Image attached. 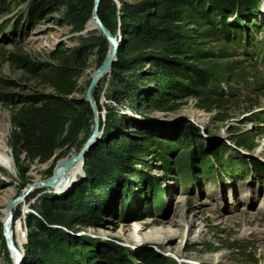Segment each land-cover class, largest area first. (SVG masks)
<instances>
[{"label":"rangeland","instance_id":"rangeland-1","mask_svg":"<svg viewBox=\"0 0 264 264\" xmlns=\"http://www.w3.org/2000/svg\"><path fill=\"white\" fill-rule=\"evenodd\" d=\"M34 1L40 10L39 20L28 18L25 23L21 19L14 27L0 29V137L8 143L15 163L13 172L0 166V264H14L1 217L5 202L14 198L18 202L9 213L12 244L22 255L21 264H110L104 257L108 251L114 257L125 258L123 264H143L140 258L145 251L153 252L167 264H264V176L254 171L237 173L232 178L222 173L216 177L201 174L193 187L187 189L186 179L191 175L184 167L188 156L194 164L200 162L202 154L196 155L199 146L206 160L211 158V153L219 155L221 148L224 159L233 158L237 164L242 160L259 161L264 165V51L257 53L256 62L253 60L254 49L264 48V32L245 30L250 57L241 53V38L233 41L224 38L217 17L184 3L176 11L173 27L180 49L165 52L162 58L178 66V73L155 72L149 59L151 54H156L150 49H145L139 57L137 62H142V66L133 74L129 70L118 74L112 70L115 59L93 83L90 96L96 112L100 113L96 144L103 146L100 150L96 148L101 156L111 160L109 176L119 180L114 189L88 188L89 197L84 206L77 204L79 195L75 190L82 183L95 180L84 170V162L79 165V173L66 175L59 185L45 182L52 172L56 173L57 162L73 157L74 152H77L74 156L79 154L91 130L92 112L83 98L91 75L107 55L109 46L93 23L92 13L81 11L79 23L61 15L67 3L71 10L80 11L77 0H46L44 4L40 0H0L7 5L0 13V21L16 15L19 8L23 9V3ZM112 1L118 9L119 3ZM258 1L257 16L264 26V0ZM117 9L114 19L119 25ZM112 36L120 42L123 39L120 33ZM62 57L77 58L84 66L71 97L84 102L89 114L74 141L55 156L49 175L48 163L29 161L22 155L16 162L9 144V116L13 108L34 100L32 96L51 93L28 64L40 67ZM232 73H247L245 81H237ZM193 76L198 78L197 86H203L205 80H201L206 77H218V81L211 83L215 92L207 90L206 82V88L198 89L197 97L179 90V83ZM131 88L143 93L132 101L140 100L142 107L126 99L121 103L113 100L118 93ZM152 97L158 100V108L149 106ZM120 113L126 117L122 126L114 122ZM240 139L251 146L250 151L237 143ZM195 156L199 158L194 162ZM144 175L159 182L151 186ZM63 195L65 198H59ZM50 199L56 204L64 200L66 210L79 218L67 225L47 224L42 208ZM172 211L178 224L176 229L168 225L174 232L170 238L141 234L155 219L129 235L131 220L146 215L168 218ZM38 220L65 234L45 239L40 244L41 250L39 245L30 251L28 229L35 230L36 238L49 237L47 227L46 231L36 226Z\"/></svg>","mask_w":264,"mask_h":264},{"label":"trees","instance_id":"trees-1","mask_svg":"<svg viewBox=\"0 0 264 264\" xmlns=\"http://www.w3.org/2000/svg\"><path fill=\"white\" fill-rule=\"evenodd\" d=\"M45 1L46 0H40L42 4H44L43 2ZM77 1L78 5H80V11H75V9L71 10L68 3L65 4V8L60 11L61 15L68 18L70 22L79 23L81 11H84L86 14L91 13L93 0ZM116 1L119 3L118 9L115 8V4L112 0H99L96 8V14L100 22L111 35H117L120 33L123 38L121 42L119 41L120 43L117 47L115 55L116 60L112 67V70H116L115 72H117V74L118 72L127 70L133 74L134 71L139 69L142 66V62H137V60L142 54H144L143 52L145 49H150L151 52L156 54H151L152 56L149 55L151 56L149 60L153 65L152 67L155 72L162 74L174 72L178 73V66H175L173 63L167 62L162 58H164L163 55H165V52H178L180 49L176 43L177 39H174L175 36L178 35L173 27L175 21L177 20V9L185 4L190 5L191 7L194 5L193 7L198 8V10L203 8V12L208 11V13H211V17H217V22L221 25V34L224 38L231 41L240 39L242 35L246 37V34H244L246 29L250 31H257L258 28H262L257 16L258 0ZM33 3H23V9L19 8L18 11H16V15H14L13 18H10L13 19L11 27H14L21 19L22 21L24 20L25 23H28V18H30V21L40 19L38 17L40 15V10L35 7L37 2L36 4L35 1ZM6 6L7 5L3 2H0V13L7 9ZM116 9L117 13H119L117 17L119 25L116 23L117 19H114V11ZM232 13L234 15H232ZM17 14H19V18ZM228 17H231L230 20H227ZM10 19L4 21V24L5 22L8 23ZM245 43L246 42L243 40V44ZM100 55H103V50H101ZM17 59L25 64L29 63L24 58ZM76 59L77 58L69 59L68 57H62L57 62L51 64L44 63L40 67H37L33 63L28 64V68L38 78L42 85L50 88L51 93L37 97L32 96V99L35 98L34 100L27 102L26 105L18 106L11 110L9 116L11 127L9 132V144L11 153L16 162L22 155L29 161H35L39 164L48 163L46 172L50 175L55 156L60 153L62 148L69 146L74 141L85 123L88 121L89 109L85 103L76 101L71 97V95L77 90V80L81 74L82 68L84 67L79 64ZM235 74L236 73H232V77H234ZM246 74L247 73L237 74L234 78L237 76V81L242 82L245 81ZM223 76L224 75L221 77ZM150 78L151 77L147 79ZM192 78L193 79H186L184 82L185 84L179 83V90L186 95L196 97L200 95V90H198L200 87L206 88L207 85L205 82L209 84V88L207 90L215 92L211 83L213 84V82L215 83L219 80L217 79L218 77L213 76L212 78H202L203 80L199 78V80L205 81L202 84L203 86H197L198 78H195L194 76ZM132 79L134 80V78ZM221 81L226 83L224 80ZM125 90L123 91L124 93H118L113 98L116 103H121V101H124L125 99L131 103L133 99L143 95L140 91L135 92L134 88L127 91ZM136 93H138L137 96ZM139 101L132 102L131 104L133 105L134 103L135 106L136 103L139 107H142L143 104H139ZM149 106L158 108V100L156 97L151 98ZM120 114L119 118L114 121L115 124H118V126L126 124L125 115H122V113ZM130 118L132 117L130 116ZM105 138L106 137H104V139ZM237 143L242 147H246L248 150L251 148V146L242 142L241 139L238 140ZM102 146V143H97L89 149L84 156V170L89 173V177H93L95 180L93 181L92 179L86 183H82L81 188L75 190V192L79 195L77 204H83L85 206V200L89 197L88 188L92 189L94 186L95 188L99 187L100 189H103L104 187H107V189L108 187H112V189H114V186H116L115 184L118 183L116 180L119 179H116V176L115 178L109 176L111 160H109L107 156H101L99 154V150ZM96 147H98L99 150ZM200 150L201 147L199 146L196 151V155L202 154L199 155L202 157L197 165L194 164L193 161H190L189 156V159H184V161L188 160L184 164V167H186L190 172L191 178L198 179L201 174L216 177L219 172H222L226 176V173L232 171L235 173H249L254 171L257 174H264V165L259 161L242 160L239 164H237L234 162L233 158H230L229 160L224 159V154L221 152L223 149L218 148V152L220 154L211 153L210 155L212 156L209 159V162V160H206L205 154ZM234 153L238 154L237 152ZM213 155H216L218 159ZM197 158L199 157H193L194 162ZM17 167L19 170H22L18 164ZM97 175H101V177ZM145 178L150 180L149 182L151 186H154L155 182L158 181L155 178L149 176L147 177V175ZM159 195L161 201H164L161 198V193H159ZM59 198H65V196L63 195ZM63 201L64 200L60 201L59 204H56L50 199V201L43 204L42 213L47 220V224L55 223L67 225L74 219L79 218L75 213L66 210L65 203ZM36 226L40 227V229L45 228V230L47 227L48 231L46 230V234L49 237H45V235L44 237L38 236V238H36L37 235L35 234V230L28 229L27 243L30 251H35L40 244L44 243L45 239H55L61 234H65L61 230L53 229V227L49 228L39 220L36 221ZM39 249L41 250V245ZM104 257L110 264H123L126 262V259L122 256L117 255V257H114L112 251H108L104 254ZM120 257L122 258L119 259ZM140 259L143 264H167L164 262L165 260L163 261L162 259L157 258L151 251H145ZM38 264H40V262H38Z\"/></svg>","mask_w":264,"mask_h":264},{"label":"bare ground","instance_id":"bare-ground-1","mask_svg":"<svg viewBox=\"0 0 264 264\" xmlns=\"http://www.w3.org/2000/svg\"><path fill=\"white\" fill-rule=\"evenodd\" d=\"M93 23L95 24V22L93 21ZM91 22V25L93 24ZM92 104L96 109V106L94 105V100L92 98ZM92 127V124L90 125V128ZM99 129L100 126L98 127V130L96 132V134L93 136V139L91 140V142L89 143V147L84 151V155L81 157L79 156H74L77 152H74L73 154H71V158L67 159L64 161H60L57 162L58 168L56 170V173H54V178H53V182L57 185H59L61 182H63L62 180L64 179V177L68 174H77L79 173V171L81 170L80 166L81 164H83L84 162V156L86 154V152H88V150L94 145L96 144L97 140L99 139ZM8 144V143H7ZM5 139L0 137V166H3L5 168H7L10 172H13L15 169L14 167V162H13V157L10 155V151H9V147L7 146ZM83 146V145H82ZM82 148V147H81ZM69 161L68 163L65 164V162ZM80 162V164H79ZM81 173V172H80ZM222 173V172H219ZM250 174L252 173L249 172ZM223 174V173H222ZM224 177H226L223 174ZM53 182H50L51 185ZM47 183V184H50ZM12 198V197H11ZM18 202V199H9L8 201L5 202V206L4 209L2 211V220L4 221L6 219V225H7V233H8V238L11 240L12 242V235H13V229L10 223V214L8 215V217H6V213L7 210L9 213H11V209L13 207V204ZM175 210V209H174ZM179 213V212H178ZM175 216V211L171 212V215L168 218H155L154 215L153 216H145L140 220H131L129 223L131 224V226H129V229H131V232L129 235H134V233H136V229L142 225H144L145 222H149L151 219H155V223L153 222L152 225L147 226L146 231H144L143 233H141L142 235H147L151 234L152 237L157 238V236H161L163 238H170L173 235V229L177 228V221L174 219ZM6 217V218H5ZM248 220H252L251 218ZM128 224V223H127ZM168 225H172V228H168ZM128 226V225H127ZM123 228V227H122ZM13 243V242H12ZM11 243V244H12ZM13 246V244H12ZM13 249L15 250V256H13V262L14 264H21V259H22V255L18 254V250H16L15 246H13ZM12 253V252H11ZM13 255V254H12Z\"/></svg>","mask_w":264,"mask_h":264},{"label":"water","instance_id":"water-1","mask_svg":"<svg viewBox=\"0 0 264 264\" xmlns=\"http://www.w3.org/2000/svg\"><path fill=\"white\" fill-rule=\"evenodd\" d=\"M98 1L99 0H93V6L91 9V13L94 16V21H95L97 30L100 32L101 35H103L107 39L109 48H108V52H107V55L105 56V58L102 60L100 65L93 71L91 78H90V81H89L88 86H87V90L85 92V97L83 98V100L86 101L88 108L92 112V127H91V130H90L88 136L86 137V140L83 143L82 148L80 149L79 154H77V156H79L81 158L84 155V151L89 147V143L93 139V136L96 134V132L98 130V118H99L100 113L96 112V109L91 102L92 100H91V96H90V89L93 86V83L96 81V79L101 74H103L108 69L109 65L115 60V51L119 45V38L113 37L107 31V29L103 26V24L100 22V20L97 17L96 8H97ZM68 162L69 161L65 162V164ZM53 178H54V173L52 172V175L48 178V181L45 183L47 184V183L53 182ZM15 199L16 198H14L13 200H15ZM8 215H9V212L7 210L6 217H8ZM2 229H3L4 236L6 238L7 245L9 246L13 256H15L16 252L13 249V246L11 244L12 243L11 240L8 238L6 219L2 222Z\"/></svg>","mask_w":264,"mask_h":264}]
</instances>
